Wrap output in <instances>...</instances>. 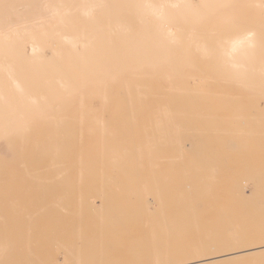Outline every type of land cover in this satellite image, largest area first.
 Instances as JSON below:
<instances>
[{
  "label": "bare ground",
  "instance_id": "obj_1",
  "mask_svg": "<svg viewBox=\"0 0 264 264\" xmlns=\"http://www.w3.org/2000/svg\"><path fill=\"white\" fill-rule=\"evenodd\" d=\"M234 1L242 10L249 6L253 16L264 25V0H0V264H46L43 259L50 258L38 253L34 241L40 242V237L29 234L32 228H28L27 235L13 236L12 232L19 228L12 227L10 223L26 220L32 225L34 213L51 203L66 210L82 207L83 204L97 206L94 200L89 201V193H85L88 180L80 177L66 185V180L56 178L61 171L76 167L84 174L85 169L92 170L98 152L102 159H106L108 151L109 158L118 163L115 167H121L119 161L124 154L119 157L118 149L108 147L115 134L114 129L101 123L98 127L78 126V134L66 132L70 128L65 125L75 123L77 119L82 122L87 117L79 114L73 120L64 119L69 112L68 103L73 102L68 97L79 98V101H74L77 107L82 108L79 113L86 112V104H82L84 98H106L111 92L129 96L211 94L233 90L254 92L255 95L262 93L263 97L264 30L258 25H254L257 29L251 31L211 29L216 26L233 27L226 10L233 9ZM21 7L35 11L26 13ZM217 14L224 17L219 23L200 21ZM194 17L197 19L192 21ZM195 25L208 29L195 32L184 28ZM47 45L52 49L50 56L44 53ZM66 46H70L71 51L68 52ZM196 80L200 82L198 86ZM219 99L202 103L208 110L204 112V131H216L223 149L233 150L236 144L227 140L229 133L225 137L221 135L240 125L233 126L230 118L233 114L226 112L233 107L245 112L249 106L227 97ZM192 100L172 99L164 103L166 107L171 103L173 109H177V105ZM251 101L255 104L257 100ZM89 102L97 104L99 100L96 98ZM113 102L119 103L116 108L125 115V112L140 109L145 101L125 97ZM217 103L223 114L214 106ZM217 110L223 121L216 120ZM197 116L200 117V114ZM224 117L231 121L224 122ZM49 118L55 120L48 121ZM45 121L53 123L50 129L43 125ZM92 129L108 133H85ZM149 129L157 140L143 139L147 150L138 152V159L147 157L146 163L152 162V150L159 149L157 142L167 139L169 131L162 128L160 120ZM171 129L175 130L176 126ZM178 136L182 139L193 137L182 133ZM91 137L99 141H81ZM172 137L177 139L175 133ZM74 138L80 141H70ZM204 141L195 159L209 156ZM253 144L255 148H261L256 154L262 153L264 147ZM65 161L69 166L67 169H63ZM248 168L245 166L242 171L246 169L248 172ZM185 169L187 174L199 177L192 168L187 166ZM210 171L214 173L216 170L211 168ZM250 171L248 173H252ZM263 173L256 174V177L261 176L262 183ZM194 179L191 181L194 182ZM112 181L108 177L109 185L99 191L101 208L109 204L105 190L112 187ZM193 185L203 198L213 197V203L221 196V191L212 194L208 181L195 179ZM141 186L143 189L150 186L155 190L161 189L157 179L145 181ZM243 186L241 182L233 185V204L230 207L234 206L233 211L241 208L240 217L246 222H239L238 218L232 222V211L223 207L218 215V232H202L205 236L200 235L193 245H176L183 239H170L175 245L156 249L166 254H136L132 259L139 264H162L163 261H170L168 264H224L241 261L246 256L253 259L264 255V242H258L264 237V222L259 221L264 216V192L253 199L246 194ZM71 189L78 190L80 197L69 198L67 190ZM129 195L128 192L126 200L131 202ZM96 214L97 220L105 219L104 214ZM61 222L49 223L52 225L49 229L57 230V224ZM190 223L198 224L195 213ZM89 225L90 221L79 219L74 223L70 237L47 236L45 241L58 245L66 264H133L112 262L114 257L111 254L101 252L112 239L105 243L104 231H97L99 237L88 238L85 229ZM93 234L96 235V232L93 231ZM154 241L158 239L154 238ZM70 243L71 248L67 247ZM96 247L100 248L98 254L93 253ZM217 248L222 249L219 255L183 258L189 253Z\"/></svg>",
  "mask_w": 264,
  "mask_h": 264
},
{
  "label": "rangeland",
  "instance_id": "obj_2",
  "mask_svg": "<svg viewBox=\"0 0 264 264\" xmlns=\"http://www.w3.org/2000/svg\"><path fill=\"white\" fill-rule=\"evenodd\" d=\"M39 2H41V0H39ZM243 3L246 4L245 2ZM21 8L26 13L35 11L34 9L30 10L26 7ZM219 15L220 14H217L216 17L204 18L200 21L219 23L224 18ZM226 15H230L229 20L233 22V27L216 26L211 29L215 31L220 29L227 31L231 29H233V31L235 29L251 31L257 29L254 28V25H258L260 29L262 28V30H264V25H261L262 23L260 20L253 16L252 10L249 6L247 7V5L244 10H242L241 6L234 1L233 9H227ZM196 19L197 17H194L192 21ZM184 28H186L187 31L192 30L195 32L208 29L202 25L185 26ZM65 49L68 50V52L71 51L70 46H66ZM44 53L46 56H50L52 54L51 46L47 45ZM59 78L65 79L64 77ZM40 82L46 81L40 80ZM192 82L194 84V81ZM199 83L200 82L196 80V86H198ZM253 94L255 95L254 92L230 90L224 93L212 92L211 94H207V92H193L174 95L132 94L127 96L119 92H111L107 94L106 98H99L98 96L84 98L82 104H86L84 107L86 110L85 113H79V110H82V108L80 106L77 107V103L74 102L75 100L79 101V98L68 97L67 99H71L73 102L68 103L69 106L67 109L69 112L67 111V115L64 116V119L68 118L69 120H73V118L79 117V114L86 115L87 117H85L82 122L77 119L75 123L65 125L67 128H70L66 132L78 134V130L76 129L78 126L98 127L101 123L102 125H107V128L114 129L115 134L111 137L108 147L118 149L119 157L124 154L119 161L121 167H115L118 163H115L109 158V151L106 152V159H102L98 152L95 162L92 165V170L87 168V170H84V174L77 170L76 167L67 169L69 166L67 161H65L63 169L67 170L61 171V174L56 176V178L58 180H66V185L70 184V181H77L80 177L82 180H88L85 193H89V201L94 200L97 206L94 207L92 204H83L82 207H69V210H66L60 208L58 204L51 203L47 208L34 213L32 225L26 220H17L10 223L12 227L19 228L18 231L12 232V235H27L28 233L26 232H28V228H32L29 234L40 237V242L39 240L34 241L38 253L50 257L46 260L43 259V261L46 264H66L65 258L63 257L64 254L62 255V251L58 249V245L45 241V238L47 236H57V238L70 237L74 228V223L79 219H84L90 221L89 227L85 229L88 238L92 236L99 237L100 235H98L99 233L97 231H104L102 236L104 240H106L105 243L108 239H112V241L106 243L101 250V252L111 254L114 257L112 262H131L133 264H139L132 259L134 255H164L166 253L156 249L175 245L170 239H183L182 243H176V245H193L200 235L205 236L201 234L202 232H218V215L223 210V207L226 211H232V222L237 218L239 222H246L244 218L240 217L242 209L235 208L233 211L234 206H230L233 204H231L232 192L235 188H233V185L237 182H241V184L244 185L243 187L246 194L253 199L262 196L264 192V183H262L263 180H260L261 176H257L258 178L256 177L258 171L259 175L264 171V148H262V153L260 151V154H256L261 148L257 149L253 144L254 142L264 147V111H262L264 106V95L262 97V93H256L255 96H253ZM115 96L119 97L116 99ZM125 97L139 98L145 102L140 109L130 111V113L125 112L126 114L123 115V112L120 113L116 108L119 103L113 102V100H119ZM226 97L236 101H243L246 106H249V112L247 110L244 112V109L241 111L238 107H233V110L228 112L224 110L226 113L233 114V117H230L233 126L235 124L237 126L240 125V127L233 128V131L229 130L231 132L224 130L227 134L221 135L225 137L229 133V138L227 140H231L236 144V148L234 147L233 150L223 149L221 146V139L216 131H204V112L208 110L204 109L202 103L207 100H218L219 98ZM96 98L99 100L97 104L89 102V100ZM172 99L193 100L189 103L177 105V109H173L171 103H168L166 107V103L164 102H168ZM251 99L254 101L256 99V103L252 104L253 102ZM248 103H251V105ZM105 105L106 107H104ZM214 106H217L223 114V109L220 108L219 103ZM199 108L203 109L201 110ZM219 110H217L216 113V120L223 121V116L221 114L219 115ZM167 112H169L168 115L164 116ZM196 114H200V117ZM224 116H227V114ZM228 116L230 115L228 114ZM230 118H225L224 122L226 120L227 122L231 121ZM54 120L55 118H49L48 121ZM159 120L162 122V128L169 129L168 137L167 139H162L160 143L157 142L159 144V149L152 150L153 160L152 162L146 163L148 160L147 157L139 160L138 152L147 150L143 146V139L149 137L153 138L154 141L157 140V136L152 135V131L149 128L153 127ZM48 121L43 122V125L50 129L53 123H49ZM244 122H246L248 126L244 125ZM124 125L127 127L125 130H123ZM174 126H176V129L172 130L171 128ZM85 133L97 135L108 132L92 129L90 131H85ZM155 133L156 132H154V134ZM173 133H175L177 139L174 137L171 138ZM179 133L188 134V136L193 137L182 139L178 136ZM170 138L171 140H169ZM33 140L34 139H32V141ZM203 140L206 141L205 148L209 156L198 160L195 159V155L202 148L201 143ZM70 141L78 142L80 140L74 138L70 139ZM81 141L94 143L99 140L91 137L82 139ZM187 166L190 169L192 168L199 177L193 176L194 174H187L185 169ZM245 166H248V169H251L250 172L252 173H248L249 170L246 172V169L242 171ZM211 168L216 171L212 173V171H210ZM126 171L127 173H125ZM108 177L113 180V184L111 183L112 187L109 186L105 190L107 196L106 202L109 204L101 208V200L98 194L99 191L105 189V187L109 185L107 182ZM193 178L210 182L212 194L221 191V196L216 203L212 202L213 197L209 199L202 197V194L197 191L195 185H193L195 179L193 180L194 182L191 181ZM154 179L159 181L160 190H155L151 186L148 189L142 188L141 184L149 180L153 182ZM23 184L25 185V182ZM221 185H224V187H221ZM20 189L23 190V187ZM128 192L130 194L129 196L132 197L131 202L126 200ZM67 196L69 198H77L80 197V194L78 190L71 189L67 190ZM196 206L198 207L196 208ZM96 213L104 214L105 219L102 221L97 220L98 216H95L97 215ZM194 213L198 222L197 225L190 223V218ZM58 218L59 221L61 220L62 222L61 224H57V230L49 229L52 227L49 223L59 222L56 221ZM259 221L264 222V216L260 218ZM21 228H23V231H21ZM33 228H36V230L33 231ZM93 231L96 232V235L93 234ZM154 238L158 239V241H154ZM258 242H264V237L259 238ZM80 244L81 242L78 243V245ZM67 247L71 248L72 244L70 243ZM94 250L95 252L93 253L95 254L100 252L99 247L94 248ZM64 251L67 252V249H64ZM221 251L222 249L217 248L205 252L189 253L183 258L211 257L219 255ZM56 261L59 262L57 263ZM167 262L171 263L170 261H163L162 264H168ZM262 263H264V255L253 259L246 256L241 261L224 264Z\"/></svg>",
  "mask_w": 264,
  "mask_h": 264
}]
</instances>
